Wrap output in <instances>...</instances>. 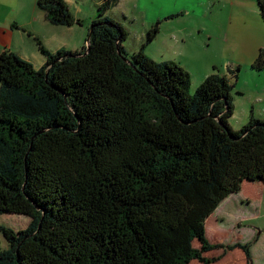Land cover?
<instances>
[{"label":"trees","instance_id":"obj_1","mask_svg":"<svg viewBox=\"0 0 264 264\" xmlns=\"http://www.w3.org/2000/svg\"><path fill=\"white\" fill-rule=\"evenodd\" d=\"M111 1L76 52L52 53L37 38L39 68L0 53V215L32 218L0 226V264H211L220 257L205 254L220 248L254 264L258 236L214 244L206 223L244 184L264 185V119L230 125L234 68L190 97L182 66L157 69L142 50L130 58L128 32L103 12ZM38 3L52 24L76 22L64 0ZM253 67L264 71V50Z\"/></svg>","mask_w":264,"mask_h":264},{"label":"rangeland","instance_id":"obj_2","mask_svg":"<svg viewBox=\"0 0 264 264\" xmlns=\"http://www.w3.org/2000/svg\"><path fill=\"white\" fill-rule=\"evenodd\" d=\"M159 1L112 0L103 10L107 17L122 23L128 32L125 43L127 55L131 58L135 52L142 50L157 69L164 60L182 66L191 75V89L186 88L190 97L196 95L200 83L213 72L231 74L230 69L234 68L238 77L233 79L231 96L235 109L229 119L230 125L240 130L248 123L252 113L263 120L264 71L253 67L264 50V21L258 0H186L184 4L182 0H169L172 5H183L175 8V17L162 23L154 16L162 9ZM103 3L104 0H64L76 22L70 29L52 27L62 32L52 51L80 50ZM154 26L159 28V33L147 43L146 36ZM46 33V37L53 34ZM245 185L242 201L230 198L209 217L206 237L211 243L228 246L244 244L258 236L259 240L252 246L253 260L254 264H264V189L252 192L264 185ZM31 221V217L23 214L0 215V226L16 231L28 227ZM7 246L5 235L0 230V249ZM195 246L199 245L196 243ZM205 255L220 257L211 264H246L245 254L240 248H220ZM191 264L204 263L193 260Z\"/></svg>","mask_w":264,"mask_h":264},{"label":"crops","instance_id":"obj_3","mask_svg":"<svg viewBox=\"0 0 264 264\" xmlns=\"http://www.w3.org/2000/svg\"><path fill=\"white\" fill-rule=\"evenodd\" d=\"M182 1L183 4L186 2V0ZM38 2L39 0H0V53L5 50H12L21 58L32 62L35 67H40L46 60L39 50L36 39L39 38L48 51L50 50V52L55 53L61 50L52 51L55 50L62 32L56 31L52 27L65 26L69 29L73 27V25L52 24L47 19L50 6L45 3L41 5ZM158 4L162 9L154 14V16H156L155 18H163L164 16L175 17L177 15V13H174L176 11L175 8L183 5H172L169 0H160ZM46 32L53 34L51 37H46ZM49 46H51L52 49H50ZM166 63L170 62L164 60L163 63H159V67L163 68V65ZM188 88L189 90L191 89V84ZM245 188L246 185L244 184L242 190L236 193L235 196L233 194L225 199L218 207V210L221 209L230 198L242 201L244 199L243 192ZM260 189H264V186L254 189L252 192L257 193ZM252 254L254 257V247L252 249Z\"/></svg>","mask_w":264,"mask_h":264},{"label":"flooded vegetation","instance_id":"obj_4","mask_svg":"<svg viewBox=\"0 0 264 264\" xmlns=\"http://www.w3.org/2000/svg\"><path fill=\"white\" fill-rule=\"evenodd\" d=\"M174 16H164L163 18H160L159 19V21L158 22H163L164 20H168V19H171V18H173ZM155 27V26H154ZM154 27H152V28H154Z\"/></svg>","mask_w":264,"mask_h":264},{"label":"water","instance_id":"obj_5","mask_svg":"<svg viewBox=\"0 0 264 264\" xmlns=\"http://www.w3.org/2000/svg\"><path fill=\"white\" fill-rule=\"evenodd\" d=\"M88 40H90V37L88 36ZM89 43V42H88Z\"/></svg>","mask_w":264,"mask_h":264},{"label":"bare ground","instance_id":"obj_6","mask_svg":"<svg viewBox=\"0 0 264 264\" xmlns=\"http://www.w3.org/2000/svg\"><path fill=\"white\" fill-rule=\"evenodd\" d=\"M210 219V218H209Z\"/></svg>","mask_w":264,"mask_h":264}]
</instances>
